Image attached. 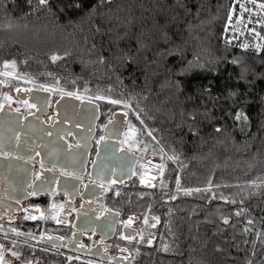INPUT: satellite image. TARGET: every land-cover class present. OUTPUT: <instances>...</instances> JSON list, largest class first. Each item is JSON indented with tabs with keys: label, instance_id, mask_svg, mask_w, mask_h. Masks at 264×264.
Masks as SVG:
<instances>
[{
	"label": "trees",
	"instance_id": "1",
	"mask_svg": "<svg viewBox=\"0 0 264 264\" xmlns=\"http://www.w3.org/2000/svg\"><path fill=\"white\" fill-rule=\"evenodd\" d=\"M233 1L0 0V70L125 110L165 169L120 199L143 219L133 264H264V47L225 40Z\"/></svg>",
	"mask_w": 264,
	"mask_h": 264
},
{
	"label": "flooded vegetation",
	"instance_id": "2",
	"mask_svg": "<svg viewBox=\"0 0 264 264\" xmlns=\"http://www.w3.org/2000/svg\"><path fill=\"white\" fill-rule=\"evenodd\" d=\"M82 99L100 106L94 129ZM117 110H105L80 92L0 70V239L61 258L133 264L143 219L120 199L129 195L131 184L146 197L166 174L129 120L121 147L138 155L134 176L118 184L113 173L109 181L91 174L105 126Z\"/></svg>",
	"mask_w": 264,
	"mask_h": 264
},
{
	"label": "water",
	"instance_id": "3",
	"mask_svg": "<svg viewBox=\"0 0 264 264\" xmlns=\"http://www.w3.org/2000/svg\"><path fill=\"white\" fill-rule=\"evenodd\" d=\"M80 101L83 108H85L86 122L87 124H91L92 129H94L100 115V106L98 103L88 99H82ZM128 120V112L120 109L114 112L111 120L106 124L105 139L100 141L95 161L91 166V174L95 178L109 181L113 173V179L118 184H122L134 176V168L138 160V155L121 147V139ZM117 220L118 218L116 217L114 219V225ZM127 229L131 236L137 234L136 231L132 232L131 228Z\"/></svg>",
	"mask_w": 264,
	"mask_h": 264
},
{
	"label": "built area",
	"instance_id": "4",
	"mask_svg": "<svg viewBox=\"0 0 264 264\" xmlns=\"http://www.w3.org/2000/svg\"><path fill=\"white\" fill-rule=\"evenodd\" d=\"M224 38L239 49L260 52L264 47V3L234 0L228 9Z\"/></svg>",
	"mask_w": 264,
	"mask_h": 264
},
{
	"label": "rangeland",
	"instance_id": "5",
	"mask_svg": "<svg viewBox=\"0 0 264 264\" xmlns=\"http://www.w3.org/2000/svg\"><path fill=\"white\" fill-rule=\"evenodd\" d=\"M15 253V255H14ZM18 251H15L13 247L3 246L0 244V261L7 264H21L19 262ZM25 263V262H24ZM28 264V263H27ZM32 264H39L33 261Z\"/></svg>",
	"mask_w": 264,
	"mask_h": 264
},
{
	"label": "snow or ice",
	"instance_id": "6",
	"mask_svg": "<svg viewBox=\"0 0 264 264\" xmlns=\"http://www.w3.org/2000/svg\"><path fill=\"white\" fill-rule=\"evenodd\" d=\"M46 2V0H40V3H45ZM55 59V58H54ZM112 103H119V101H111ZM237 118L239 119V116H237ZM217 131H219V129H217ZM238 215H239V213H238ZM225 223H227V221H225ZM14 255H15V253H14Z\"/></svg>",
	"mask_w": 264,
	"mask_h": 264
}]
</instances>
